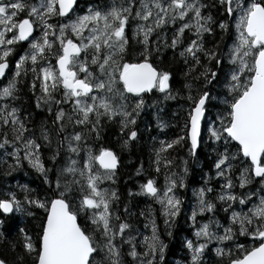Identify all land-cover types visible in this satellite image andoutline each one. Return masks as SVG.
Instances as JSON below:
<instances>
[{
    "label": "snow or ice",
    "instance_id": "snow-or-ice-1",
    "mask_svg": "<svg viewBox=\"0 0 264 264\" xmlns=\"http://www.w3.org/2000/svg\"><path fill=\"white\" fill-rule=\"evenodd\" d=\"M145 115L176 132L153 147L156 175L141 165L138 191L122 199L104 132L116 125L127 150ZM202 144L220 183L205 173L193 192L186 264H264V0H0V163L6 176L26 163L45 186L0 195V227L33 221L18 228L12 264H163L188 173L169 150L195 157ZM14 227L0 231L11 252Z\"/></svg>",
    "mask_w": 264,
    "mask_h": 264
},
{
    "label": "trees",
    "instance_id": "trees-1",
    "mask_svg": "<svg viewBox=\"0 0 264 264\" xmlns=\"http://www.w3.org/2000/svg\"><path fill=\"white\" fill-rule=\"evenodd\" d=\"M26 47V45H23ZM171 57V51H168L167 54L161 56V60L163 61L162 67H168L169 60ZM171 70L175 73V81L174 86L179 87V82L181 81V71L182 66L173 63L171 66ZM23 87V85H21ZM26 91V90H25ZM28 95L22 96V99L28 103ZM176 109V102H169V112L165 115V119L170 115V111ZM43 113H39L36 116V120L39 121ZM149 116H145V126L144 128H140V139L135 143L131 144L128 151L123 153L124 156H121V163L119 172L117 173V183L115 187L123 194L122 199L126 197L127 192L131 190L132 192L138 191V185L142 182L143 177L136 175V170L141 166V163L146 164L145 171L148 174L156 175L153 169L150 167V157L152 156V151L154 146H158V142L160 140H167L172 138L176 132L175 128H166L163 130L154 128L151 126L149 122ZM119 129H115L113 126L106 128L103 136V142L105 144H111L113 149H118L119 137L118 133ZM152 132H158L157 135H154ZM152 133V134H151ZM155 137V140L153 139ZM118 141V142H117ZM113 143V144H112ZM210 144V142H209ZM209 144H202L198 150V154L191 159L190 157L186 159L188 155L187 146L178 147L174 150H169V158L174 159V164L177 162L176 168L180 170L178 166H181L182 160L186 159L188 163V172L185 177L186 188L182 189L180 195L182 198L187 197L189 195L188 189H196V187L200 186L201 183L205 182V173L208 174L210 180L208 181L210 186L214 188L219 187V178H216L212 175V171H210L212 160L215 158V153L212 146ZM177 154V156L172 157V155ZM177 157V159H176ZM125 159L128 160L129 164L126 166ZM45 161L47 162V154H45ZM5 166L0 163V195L8 190L15 191L18 196L22 195L18 185H27L31 189L40 190L42 187H45L42 184V177L39 176L34 170L27 167L26 163L22 169L14 171L11 175H4ZM189 174V175H188ZM164 177V172L157 176L160 181ZM127 202V201H126ZM143 208L141 205L140 199L137 196L134 199H131V210L133 212L138 213L139 210ZM186 210V209H185ZM12 223L15 227L12 229V239L16 241L17 248L15 252H11L5 245L6 240H0V252H4L8 255L9 264H12L13 257L19 253V235L18 228L23 227L26 230H32L33 221L31 218L16 215L14 220L6 221L4 227H0V231H7V225ZM187 220L184 218L182 222H178V225L172 235L167 242V247L165 250L166 256L168 259H178L182 261H186V250L183 247V242L186 238H193L192 231L187 228ZM214 254L209 253L208 258H212ZM164 264H170L168 262Z\"/></svg>",
    "mask_w": 264,
    "mask_h": 264
},
{
    "label": "flooded vegetation",
    "instance_id": "flooded-vegetation-1",
    "mask_svg": "<svg viewBox=\"0 0 264 264\" xmlns=\"http://www.w3.org/2000/svg\"><path fill=\"white\" fill-rule=\"evenodd\" d=\"M83 3H84V0H81V4L83 5ZM146 116V115H145ZM145 116L143 117V121L142 122H140L139 123V128H144V126L146 125L145 124ZM149 118H150V123H151V126H153L154 128H156L157 127V125H156V122H155V120L154 119H152L150 116H149ZM115 129H119L116 125H112ZM118 131V130H117ZM118 133H119V131H118ZM141 133V132H140ZM154 135H157L158 134V132H152ZM151 133V134H152ZM120 134V133H119ZM118 142V141H117ZM113 144V143H112ZM116 144H118V146H116V148H118V149H115V151H116V153L118 154V156L120 157V164L122 165V163H121V156H124L123 155V153L125 152V151H128L129 150V148L127 149V150H121V148H120V143L118 142V143H116ZM187 151H188V149H187ZM174 156H177V154L175 153V155H172V157H174ZM191 158V159H194V157L193 156H190L189 154L187 155V157H186V159L187 158ZM176 159H177V157H176ZM186 159H184V161H186ZM125 162H126V166H128V164H129V162H128V160L127 159H125ZM187 162V161H186ZM178 163V162H177ZM177 163L176 164H173V169L175 170V171H177V172H179V169H177L176 168V166H177ZM27 165V164H26ZM141 165H143V168L145 169L146 168V164H143V162L141 163ZM181 166H186L187 168H188V163H186V165H182V162H181ZM141 167V166H140ZM188 173H190V172H188ZM189 175V174H188ZM186 177V176H185ZM185 177H184V179H185ZM156 179L158 180V178H157V176H156ZM158 184L160 185V186H162L163 184H164V177L159 181L158 180ZM204 184H205V182H203V183H201V185L200 186H198V187H196V189H199L200 187H202V186H204ZM195 188L194 189H188L187 191L189 192V195H187V197H185V198H182L181 197V195H180V192L182 191V189H180L179 191H178V195H180V197L182 198V200L184 201V207L182 208V212H181V215L177 218V221H176V223L173 225V227H172V229L170 230L171 232H172V235H173V233H174V231H175V229H176V227H177V225H178V222H182L183 221V219L185 218L186 219V216L187 215H190V212H191V207L195 204V196L193 195V192H194V190H196ZM137 198L138 199H140V201H141V205L143 206V208L144 207H146V198L145 197H142V196H137ZM149 203H150V201H148ZM153 207L155 208V209H157V215H158V210H159V205H156V204H153ZM186 209V210H185ZM205 219H207V216H205ZM140 220H141V228H142V223H143V218H140ZM158 223L160 224V228H161V232H163V224H162V221H159L158 220ZM187 228H189L191 231H192V229H191V223H190V221H187ZM150 233L149 232H145V235H149ZM172 235L171 236H169V235H167V234H162V236H161V239L164 241V243L167 245V242H168V240H169V238L170 237H172ZM139 239V238H138ZM193 239H194V237H193ZM186 250V249H185ZM186 253V257H187V251L185 252ZM177 261H182V260H178V259H173V260H171V258H169L168 259V256H166V254H165V261L163 262V264L164 263H166V262H168V263H170V264H174L175 262H177Z\"/></svg>",
    "mask_w": 264,
    "mask_h": 264
},
{
    "label": "rangeland",
    "instance_id": "rangeland-1",
    "mask_svg": "<svg viewBox=\"0 0 264 264\" xmlns=\"http://www.w3.org/2000/svg\"><path fill=\"white\" fill-rule=\"evenodd\" d=\"M214 171V170H213ZM42 179V178H41ZM174 264H186V261H177Z\"/></svg>",
    "mask_w": 264,
    "mask_h": 264
}]
</instances>
